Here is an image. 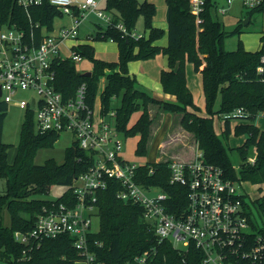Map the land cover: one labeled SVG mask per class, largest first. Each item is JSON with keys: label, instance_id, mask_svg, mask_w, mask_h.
Masks as SVG:
<instances>
[{"label": "trees", "instance_id": "obj_1", "mask_svg": "<svg viewBox=\"0 0 264 264\" xmlns=\"http://www.w3.org/2000/svg\"><path fill=\"white\" fill-rule=\"evenodd\" d=\"M167 9V44H155L165 31L152 25L156 12L155 5L148 0H105L104 10L111 14L112 23L122 22L127 31L135 30L139 17L143 19L144 30L139 38L123 35L115 26L95 25L89 35L92 41H114L117 44V59L104 60L96 57L95 48L90 43L72 46L91 63L90 76L76 70V62L70 58L54 62L55 85L64 98L72 96L78 85H86V102L93 106L98 94L101 112L115 111L116 129L125 137L137 136L135 153L145 156L148 151L150 124L148 105L158 104L164 112L181 113L180 123L193 133L196 147L205 161L222 168L225 177L235 181L264 182V130H260L254 120L259 110L264 109V67L260 57L264 55V34L260 36V46L249 51L240 38L234 50H226L223 41L227 32L221 21L213 15L215 0H205L200 21L190 12L188 0H165ZM254 13H264V1L247 9L250 18ZM61 12L48 0L32 5L26 10L16 0H0V27L15 24L30 29L39 23L51 28L53 19ZM247 23V24H248ZM241 26V24H239ZM231 33L241 34L240 26ZM157 54L167 56V69H162L159 82L163 93L173 95L174 101L154 97L142 87L135 75L128 71V63L146 60ZM194 72L201 74L202 96L206 115L197 113L192 92L187 85L186 63ZM108 71V72H106ZM104 84L99 91V82ZM217 98L219 99L216 106ZM118 100V105L115 102ZM241 107L249 115L236 118H222L221 134L231 133L232 119H237L233 130L235 135H245L242 144L233 148L245 160L255 149L252 163H240L234 168L227 147L217 136L213 126V115L228 113ZM8 105L0 100V177L5 180V188L0 192V260L3 264H79L81 253L73 246L67 234L44 238L32 246L16 243L13 232L29 231L43 206L65 201L71 195L70 186L74 179L86 171L91 164L87 151L73 141L64 149L63 161L46 159L35 164L33 159L41 148L52 147L58 133H39L34 126V113L26 109L21 123L19 141L12 161L8 160L10 144L2 141L3 122ZM138 116L129 123L133 113ZM169 162L146 161L137 167L136 180L142 184L154 185L172 195L170 212H178L185 203L186 189L182 185L169 182ZM149 169L153 172L149 173ZM53 185H66L68 190L55 199L35 198L47 194ZM118 185L110 181L107 189L100 191L97 200L99 227L88 235L89 249L104 264H130L137 255L150 253L148 264H201L202 254L194 245L176 249L167 240L158 241L153 229L145 222L142 207L125 202L115 195ZM249 215L252 208L264 214V195L246 202ZM9 215V224L3 223V212ZM252 226H255L251 222ZM256 227V226H255ZM257 228V227H256ZM258 231L264 232L262 229ZM23 250L25 252L23 253Z\"/></svg>", "mask_w": 264, "mask_h": 264}, {"label": "built area", "instance_id": "obj_2", "mask_svg": "<svg viewBox=\"0 0 264 264\" xmlns=\"http://www.w3.org/2000/svg\"><path fill=\"white\" fill-rule=\"evenodd\" d=\"M41 1L16 0L26 10ZM238 1L251 9L264 0ZM48 2L61 12L54 17L50 29L38 22L31 24L30 29L15 24L0 27V100L24 109H29L33 102L30 110L34 113L36 131L72 133L77 146L90 155L91 164L74 179L71 195L65 201L43 206L33 228L13 232V240L32 246L44 238L67 234L83 256L77 263L104 264L90 251L88 235L95 231L92 218L97 214L98 194L114 181L118 185L116 197L142 207L143 218L158 241L167 240L174 248L183 250L189 244L194 245L202 254L201 264H264V232L251 224L252 214L249 215L239 181L225 177L222 168L205 161L201 151L190 161L171 160L169 182L184 186L186 194L184 206L176 213L170 212L172 195L136 180L137 167L141 164L123 155V140L114 123L115 111L102 113L100 101L89 106L85 83L78 85L68 98L56 89L55 60L84 59L72 49L75 44L66 43L78 37L87 16L96 17L103 27L115 26L123 35L139 38L142 33L127 31L122 22L113 24L111 14L97 0ZM188 2L198 24L205 0ZM232 2L216 4L215 12L224 14ZM62 47H68L70 54L62 55ZM260 60L264 62V55ZM257 70L262 72L264 67ZM28 90L33 92L28 98L14 100L18 92ZM247 115L245 109L237 107L222 114V118ZM258 115H264V109ZM253 161L254 157L249 158L250 163ZM150 257V253L144 252L130 264H148Z\"/></svg>", "mask_w": 264, "mask_h": 264}, {"label": "rangeland", "instance_id": "obj_3", "mask_svg": "<svg viewBox=\"0 0 264 264\" xmlns=\"http://www.w3.org/2000/svg\"><path fill=\"white\" fill-rule=\"evenodd\" d=\"M142 1V0H141ZM217 5H224L225 0H215ZM163 0H155V7L160 8ZM213 15L216 19L222 22L227 35L223 41V47L226 50H234L237 46V40L240 38L243 42V46L246 50L254 51L260 45V36L264 34V13H254L250 22L244 24L243 21L247 16V9L242 6L238 0H233V2L228 7L227 11L224 14L216 13L213 11ZM96 17L93 15L87 16L86 20L82 23L79 35L76 39L67 41L66 45L70 46L77 43H90L94 46L96 56L99 57L98 51H100V43L106 41H92L88 37L95 30ZM241 24V26L239 25ZM102 25V22H101ZM240 26L241 34L238 36L237 33H231V31L236 27ZM135 30L139 33H144L143 19L139 17L135 24ZM98 53V55H97ZM70 54L68 47H62V55ZM103 56V55H100ZM102 58V57H101ZM105 60V59H104ZM189 70V82L191 84L192 98L193 102L197 105L198 109L196 110L200 115H206L205 102L202 96V82L201 74L194 72L192 65L187 62ZM90 62L83 59L76 62V70L80 73L90 71L91 69ZM91 72V71H90ZM108 72V71H106ZM192 77V78H191ZM99 82V91L102 89L104 84L103 77ZM33 92L20 91L14 96V100L17 99H26ZM96 104L99 103L98 94L96 96ZM219 99L217 98L216 106L218 105ZM118 105V100L115 102ZM149 117L152 120L150 124V134L148 141V151L145 156H141L135 153L137 136H123L120 132L121 138L123 140V155L130 161L135 162L136 164H142L146 161H156L158 160H177V159H192L197 152L196 142L193 136V133L187 131L180 123L181 113L179 112H164L163 109L158 104H149L148 105ZM138 112L132 114L129 123L136 117ZM26 115V109L20 108L15 104L10 103L6 112V116L3 122L2 130V141L10 144V147L7 150L8 160L12 161L16 146L19 141V131L22 121ZM222 114L217 116L213 115V126L214 131L223 141V143L229 147L228 150L230 159L233 163V167L237 169L240 163L249 162V158L254 157L252 154L249 155L245 160H243L238 154L235 153L233 148L242 144L244 141L245 135H235L233 130L234 123L237 119H232L231 122V133L227 137L221 134V122ZM254 124L260 129L264 130V115H258ZM74 136L70 132H62L59 134L58 139L49 148L39 149L33 159L35 164H42L48 158H54L58 163L63 161L64 158V149L73 142ZM240 190L244 194L246 201L249 203L255 197L264 195V182L262 183H253L251 181H239ZM5 188V180L0 177V192ZM66 185H53L50 187L47 194L35 195V198L41 199H55L66 190H68ZM252 222L258 228L264 227V214L260 211H255L252 208ZM3 223L5 225L9 224V215L6 211L3 212ZM99 227V219L97 216L92 218V230L97 231Z\"/></svg>", "mask_w": 264, "mask_h": 264}, {"label": "crops", "instance_id": "obj_4", "mask_svg": "<svg viewBox=\"0 0 264 264\" xmlns=\"http://www.w3.org/2000/svg\"><path fill=\"white\" fill-rule=\"evenodd\" d=\"M97 1L99 2V5L104 9L105 0H97ZM148 1L152 2L155 5V0H148ZM96 21L97 22L94 23V25L98 24V25L103 27V24L101 25L100 20L97 19ZM152 25L154 27L162 28L165 31L164 35L160 39L155 41V44L165 46L167 44V34H166L167 9H166L165 0H163V3H161L160 8H158V7L156 8V12L153 16ZM142 34L147 36L148 30H144V33H142ZM100 45H102V46H100L101 49H100V51H98V53L100 55H103V56L99 55V57L98 56H96V57H98V58L102 57L101 59L110 60V61L117 59L118 48H117L116 42L110 40V41H106V42H101ZM95 51H97V50H95ZM98 53H97V55H98ZM95 55H96V52H95ZM90 65H91V63H90ZM162 69H167V56L162 55V54H157L153 58H149L146 60H134V61H131L128 63L129 73L135 75L139 84L142 87H144L145 89H147L154 97L159 98V99H163V100L174 101L175 97L173 95L163 93L162 85L159 82V74H160V71ZM185 69H186L187 85L189 86V88L191 90L192 88H191V84L189 82L190 76H189V70H188L187 65L185 66ZM191 92H192V90H191ZM135 118L130 123H132L135 120ZM196 149H197V147H196ZM197 151H198V149H197ZM253 153L254 154H252V155L255 156V149H253ZM192 159H190V160H192ZM177 160L190 161V160H186V159H177ZM156 161H163V160L157 159Z\"/></svg>", "mask_w": 264, "mask_h": 264}, {"label": "water", "instance_id": "obj_5", "mask_svg": "<svg viewBox=\"0 0 264 264\" xmlns=\"http://www.w3.org/2000/svg\"><path fill=\"white\" fill-rule=\"evenodd\" d=\"M249 20V17H246L245 20L243 21L244 24H246ZM90 71H86L83 73L84 76H90ZM29 109H33V102L29 105Z\"/></svg>", "mask_w": 264, "mask_h": 264}]
</instances>
